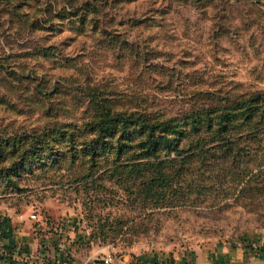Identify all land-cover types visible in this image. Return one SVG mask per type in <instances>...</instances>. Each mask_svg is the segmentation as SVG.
<instances>
[{
	"label": "trees",
	"instance_id": "obj_1",
	"mask_svg": "<svg viewBox=\"0 0 264 264\" xmlns=\"http://www.w3.org/2000/svg\"><path fill=\"white\" fill-rule=\"evenodd\" d=\"M109 1L0 0L2 34L4 27L15 35L42 33L17 52L1 50L0 108L40 112L44 118L51 112L56 119L63 113L60 122L42 128L8 130L14 121L0 125V192L19 191L21 173L64 161L84 166L73 182L109 180L151 209L196 203L214 191L215 182L236 183L234 200L252 197L264 184V167H250L251 152L264 150L258 143L264 137V89L199 88L194 81L177 114H165L135 90L111 87L114 79L103 67H116L108 60H116L118 68L125 63L133 71L140 68L138 75L129 73L132 82L140 79L161 90L174 87L181 72L153 61L162 52L143 54L124 32L109 28L117 26L112 18L107 24L98 20ZM189 1L213 7L229 0ZM76 46L79 53L72 54ZM149 74L159 80L147 83L142 77Z\"/></svg>",
	"mask_w": 264,
	"mask_h": 264
},
{
	"label": "rangeland",
	"instance_id": "obj_2",
	"mask_svg": "<svg viewBox=\"0 0 264 264\" xmlns=\"http://www.w3.org/2000/svg\"><path fill=\"white\" fill-rule=\"evenodd\" d=\"M54 1L64 4L69 0ZM109 18L120 26L108 25L109 28L124 32L143 54L162 52V58L153 61L181 72L180 77H175L174 87L161 90L140 83V79L133 83L129 74L133 69L128 64L118 68L116 60L107 61L116 67H103L114 79L110 86L135 90L152 109L177 114L186 93L195 87L194 81L199 88L238 85L245 90L264 89V0H229L226 5L217 2L213 7L189 0H113L103 7L98 20L107 24ZM134 19L145 21L129 25ZM3 30L0 52L7 53L17 52L30 41H39L42 34L28 37L25 33L15 35L6 27ZM73 50L72 54L79 53L77 46ZM140 70L133 73L138 75ZM158 77L149 74L142 79L154 84ZM47 114L44 118L40 112H4L0 108V125L14 121L8 130L17 126L30 129L62 120V112H58L59 119L51 112ZM258 143L264 145V137ZM251 154L255 159L250 167L259 163L263 168L264 150L255 149ZM83 169L63 161L58 166H44L42 171L33 168V173H21L19 191L6 188L0 192V210L25 214L42 248L50 245L52 250L74 260L100 254L114 257L112 248L125 251L141 246L175 252L205 239L236 244L264 238V184H258L252 197L234 200L236 183L215 182L214 191L208 190L197 204L151 209L141 207L138 199L133 201L134 192L127 193L109 180L73 182L74 172Z\"/></svg>",
	"mask_w": 264,
	"mask_h": 264
},
{
	"label": "crops",
	"instance_id": "obj_3",
	"mask_svg": "<svg viewBox=\"0 0 264 264\" xmlns=\"http://www.w3.org/2000/svg\"><path fill=\"white\" fill-rule=\"evenodd\" d=\"M31 229L25 214L0 210V264H104L101 254L74 260L52 250L50 245L42 248ZM112 251L111 264H264V238L236 244L205 239L175 252L141 246Z\"/></svg>",
	"mask_w": 264,
	"mask_h": 264
},
{
	"label": "built area",
	"instance_id": "obj_4",
	"mask_svg": "<svg viewBox=\"0 0 264 264\" xmlns=\"http://www.w3.org/2000/svg\"><path fill=\"white\" fill-rule=\"evenodd\" d=\"M113 259H114V257H112L111 255H109V254H105V255L103 256L102 262H103L104 264H111V262H112Z\"/></svg>",
	"mask_w": 264,
	"mask_h": 264
}]
</instances>
